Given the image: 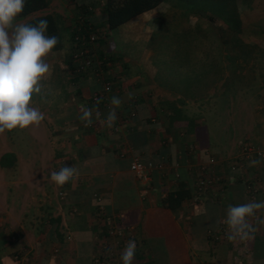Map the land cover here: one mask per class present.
Here are the masks:
<instances>
[{
	"label": "crops",
	"instance_id": "crops-1",
	"mask_svg": "<svg viewBox=\"0 0 264 264\" xmlns=\"http://www.w3.org/2000/svg\"><path fill=\"white\" fill-rule=\"evenodd\" d=\"M47 2L44 9L16 18L25 23L36 15H55L60 34L53 49L58 54L52 50L45 58L50 75L31 101L45 119L30 126L33 136H16L13 130L0 136V264H112L98 263L95 257L106 253L104 241L122 253L126 244L108 236L113 226L131 227L137 244L132 264H236L234 242L250 251L246 264H264V209L249 218L255 231L245 240L228 239L227 245L213 249L216 241L209 235L226 219L228 205L264 201V162L249 167L240 143L245 139L243 143L264 153V117L258 110L262 102H253L251 108L253 136H214L200 115L187 112L211 103L210 85L201 81L194 87L186 74L180 84L179 72L160 66V55L143 53L137 36L117 33L126 25L137 34L153 31L154 23L158 27L164 22L168 27L172 22L177 31L180 14H164L173 0L112 30L105 28V0ZM83 21L101 27V39L117 57L109 105L95 112L91 95L101 89V81L92 72L84 77L72 73V33ZM132 47L137 51L131 52ZM99 48L109 50L104 44ZM100 68L107 71L102 64ZM114 96L121 104L109 126ZM85 108L92 110L90 122L82 119ZM176 111L180 117L174 119ZM134 159L146 164L147 184L130 170ZM65 165L74 167L77 175L59 186L50 173ZM205 170L220 177V183L198 195L195 180ZM250 171L259 190L253 196L241 178ZM181 187L188 189L189 197L173 209L166 207L162 199Z\"/></svg>",
	"mask_w": 264,
	"mask_h": 264
},
{
	"label": "rangeland",
	"instance_id": "rangeland-1",
	"mask_svg": "<svg viewBox=\"0 0 264 264\" xmlns=\"http://www.w3.org/2000/svg\"><path fill=\"white\" fill-rule=\"evenodd\" d=\"M173 2L165 7L164 14L169 15V11L180 14L177 31H174L172 22L169 27L165 22L158 23V27L153 22V31L143 29L137 34L128 29L130 25H126L119 27L117 33L125 37L137 36L142 41L143 47L140 45V48L143 53L160 55V66H171L173 71L179 72L176 81L180 84L184 82L181 77L186 78V74L194 87L201 81L210 85L211 103L205 108H192L187 112L200 115L205 124L213 128L214 136H253V102L261 101L264 105V0H192L194 4L191 7L185 3L186 0ZM100 41L99 45L104 44L109 49L100 56L106 54L116 59L108 41ZM67 45L71 44L67 42ZM135 48L130 51H137ZM53 53L55 56L58 54L56 50ZM174 56L184 60L173 61ZM258 110L264 117V107ZM5 131L0 136H4ZM13 132L16 136H33L30 126L24 129L17 127ZM243 141L245 139L240 143ZM22 144L20 147H24L25 142ZM228 151L225 150L226 153ZM248 160V166L252 167V161L264 162V156H250ZM247 173L241 178L254 179L251 171ZM220 244L228 243L213 242V249H218Z\"/></svg>",
	"mask_w": 264,
	"mask_h": 264
},
{
	"label": "clouds",
	"instance_id": "clouds-1",
	"mask_svg": "<svg viewBox=\"0 0 264 264\" xmlns=\"http://www.w3.org/2000/svg\"><path fill=\"white\" fill-rule=\"evenodd\" d=\"M27 0H0V133L29 126H38L45 114L31 104L34 93L41 91V81L50 75L48 54L57 46L59 38L47 34L49 21L40 18L36 22L17 23ZM107 116L109 126L117 119L116 108L121 104L119 97H112ZM91 109H83L82 119L90 122ZM257 161H252L255 165ZM77 170L69 165L52 171L50 179L59 186L71 181ZM264 209V201L228 205L225 223L230 241L245 240L255 231L249 222L256 212ZM264 223V220L260 221ZM135 240L127 241L120 259L122 264H132L136 254Z\"/></svg>",
	"mask_w": 264,
	"mask_h": 264
},
{
	"label": "built area",
	"instance_id": "built-area-1",
	"mask_svg": "<svg viewBox=\"0 0 264 264\" xmlns=\"http://www.w3.org/2000/svg\"><path fill=\"white\" fill-rule=\"evenodd\" d=\"M103 38V36H102ZM101 36L99 32L93 31L91 23L81 22L75 27V30L72 34V51H71V60L73 64L72 73L75 76L88 75L89 72H92L94 77L101 81L102 86L98 91H94L91 95V106L93 112L98 111L99 107L102 106L106 108L109 105V96L114 91V82H113V68L114 60L111 56L106 54L100 56L99 50V41ZM101 64L107 68L105 72L102 70ZM109 75L110 77H107ZM241 152L244 158H249L250 156L263 157V152L250 143L241 144ZM210 163L213 162V159H210ZM130 170L134 173L135 177L138 180H141L145 184L149 181L150 174L147 171L146 164L141 160L134 159L130 162ZM177 176V174H175ZM220 177L215 174H211L205 170L196 180H195V192L198 195L205 194L208 190H211L212 186L220 183ZM242 183L245 184L247 193L254 195V192H258L257 184L249 179H243ZM62 194V193H61ZM228 228L225 223V220H221L218 230L209 231L210 237L217 242H224L228 240L227 237ZM108 236L111 239L115 240L116 244H126L129 240H134L132 235L131 227H111L108 230ZM104 249L106 253L97 254L95 257L96 262H102L107 260L112 264H122L120 259V252L116 247L109 248L106 241H104ZM233 248V260L236 264H246L248 259L251 257V253L247 248H244L243 245L234 242Z\"/></svg>",
	"mask_w": 264,
	"mask_h": 264
},
{
	"label": "trees",
	"instance_id": "trees-1",
	"mask_svg": "<svg viewBox=\"0 0 264 264\" xmlns=\"http://www.w3.org/2000/svg\"><path fill=\"white\" fill-rule=\"evenodd\" d=\"M166 0H105L103 10L106 15L105 28L106 30H112L131 20L135 16L142 14L147 11H151L160 4L164 3ZM188 5L191 7L194 4L192 0H186ZM230 2L232 0H229ZM47 0H27L26 6L23 13H21L17 18H24L36 11L44 9L47 6ZM236 12V11H235ZM40 18H46L49 21V28L47 34L59 36L58 28V18L52 14H42L36 15L27 20L25 23L36 22ZM93 31H97L101 28L95 26L91 23ZM98 29V30H97ZM73 34V33H72ZM99 54L103 51L98 50ZM72 63V60H71ZM180 117V111H176L174 119ZM189 197L188 189L183 187L177 190L168 192L163 200L166 207L171 209L177 207L181 201Z\"/></svg>",
	"mask_w": 264,
	"mask_h": 264
}]
</instances>
